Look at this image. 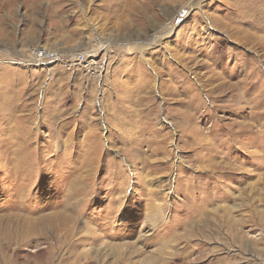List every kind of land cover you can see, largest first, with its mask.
Here are the masks:
<instances>
[{"label":"rangeland","instance_id":"rangeland-1","mask_svg":"<svg viewBox=\"0 0 264 264\" xmlns=\"http://www.w3.org/2000/svg\"><path fill=\"white\" fill-rule=\"evenodd\" d=\"M0 264H264V0H0Z\"/></svg>","mask_w":264,"mask_h":264},{"label":"bare ground","instance_id":"bare-ground-1","mask_svg":"<svg viewBox=\"0 0 264 264\" xmlns=\"http://www.w3.org/2000/svg\"><path fill=\"white\" fill-rule=\"evenodd\" d=\"M85 7V6H84ZM53 55V54H52ZM54 56V55H53ZM48 56L46 55V54H40V56H37V59H32L31 61H34L36 64H35V66H39V64L38 63H43L44 64V62H49V61H45V60H48ZM51 59V58H50ZM52 59H53V57H52Z\"/></svg>","mask_w":264,"mask_h":264},{"label":"built area","instance_id":"built-area-1","mask_svg":"<svg viewBox=\"0 0 264 264\" xmlns=\"http://www.w3.org/2000/svg\"><path fill=\"white\" fill-rule=\"evenodd\" d=\"M40 54H43V53H40Z\"/></svg>","mask_w":264,"mask_h":264}]
</instances>
